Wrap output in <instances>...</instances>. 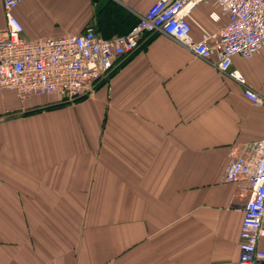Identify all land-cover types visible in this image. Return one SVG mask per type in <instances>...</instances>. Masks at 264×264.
<instances>
[{
	"label": "crops",
	"instance_id": "obj_1",
	"mask_svg": "<svg viewBox=\"0 0 264 264\" xmlns=\"http://www.w3.org/2000/svg\"><path fill=\"white\" fill-rule=\"evenodd\" d=\"M155 1L22 0L14 13L30 39L89 25L112 37ZM215 10L192 16L214 33ZM233 65L264 94V46ZM61 102L0 88V264L239 263L247 194L224 174L234 145L264 138V106L241 84L158 33L93 92L47 108Z\"/></svg>",
	"mask_w": 264,
	"mask_h": 264
},
{
	"label": "built area",
	"instance_id": "obj_2",
	"mask_svg": "<svg viewBox=\"0 0 264 264\" xmlns=\"http://www.w3.org/2000/svg\"><path fill=\"white\" fill-rule=\"evenodd\" d=\"M21 1L3 0L7 23L0 32V88L20 100L34 95H58L65 101L83 98L110 74L118 58L161 33L236 80L245 97L264 106V94L233 65L235 56L252 58L264 46V0H156L125 34L104 37L89 25L80 33L35 39L24 36V25L14 13ZM204 2L219 10L211 13L221 23L217 32L208 31L192 16ZM230 155L224 180L238 181L247 194L238 264H264V249L259 246L264 236V138L249 151L234 145Z\"/></svg>",
	"mask_w": 264,
	"mask_h": 264
},
{
	"label": "trees",
	"instance_id": "obj_3",
	"mask_svg": "<svg viewBox=\"0 0 264 264\" xmlns=\"http://www.w3.org/2000/svg\"><path fill=\"white\" fill-rule=\"evenodd\" d=\"M136 24V23H135ZM134 24V25H135ZM133 25V26H134ZM132 26V27H133ZM131 29V28H130ZM40 96H46V95H40ZM18 98V97H17ZM80 99H82V98H80ZM80 99H78V100H80ZM66 102H61V103H58V104H54V105H52V106H49V107H47V108H56V107H62L64 104H65ZM40 109H36V110H33L32 112H37V111H39Z\"/></svg>",
	"mask_w": 264,
	"mask_h": 264
},
{
	"label": "rangeland",
	"instance_id": "obj_4",
	"mask_svg": "<svg viewBox=\"0 0 264 264\" xmlns=\"http://www.w3.org/2000/svg\"><path fill=\"white\" fill-rule=\"evenodd\" d=\"M62 101H63V102H72V101H65V100H63V99H62Z\"/></svg>",
	"mask_w": 264,
	"mask_h": 264
}]
</instances>
